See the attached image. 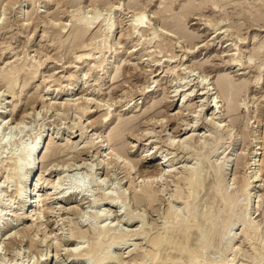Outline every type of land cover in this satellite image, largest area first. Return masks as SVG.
Listing matches in <instances>:
<instances>
[{
  "label": "rangeland",
  "instance_id": "rangeland-1",
  "mask_svg": "<svg viewBox=\"0 0 264 264\" xmlns=\"http://www.w3.org/2000/svg\"><path fill=\"white\" fill-rule=\"evenodd\" d=\"M143 15L148 19V26L134 29L132 25ZM254 16H260V23L254 22ZM89 21L95 22L90 30L77 29L85 28ZM113 23L117 30L108 39L107 33ZM173 23L179 26L176 29L168 26ZM181 31L185 36H181ZM79 32L83 36L80 42L76 38ZM112 52L113 63L103 71L105 63L104 67L102 63ZM79 56L85 58L80 60ZM14 68L17 73L14 71V76L9 77L14 80L5 79ZM224 76L231 79L228 81L234 82L238 90L234 95L237 98H234L235 114H229L226 96L215 90L216 81ZM10 81L11 87L7 86ZM43 98L48 99L47 103H55L54 109L43 110ZM209 99L215 107L208 113L217 112L216 117L231 131L232 138H238L234 149L228 145L218 149L219 134L207 139L211 132L205 122L207 112L200 117L199 111ZM67 101L69 107L63 105ZM86 109L91 111L87 114ZM27 112L30 115L21 129L18 123ZM164 129L167 130L163 133ZM172 135L177 139L191 135L189 146L192 150L171 146L167 138ZM56 136L58 139L54 138ZM256 136L263 140L258 146L254 143ZM49 137L54 141L49 145L51 150L45 160ZM67 138L74 143L67 144ZM109 138L112 143L108 141L107 153L113 151L122 155L133 162L135 170L157 176L154 178L157 179L154 186L159 190L157 201L148 204L141 193L134 196L135 189L121 169L122 164H111L108 170L101 164V158L96 159V145ZM91 142L95 143L93 148L87 146ZM253 146L264 147V0H0V227L5 226L0 231V264H56L57 252L63 264H101L107 256H112L109 264H140L143 261L152 264V257L148 255L154 252L151 241L165 229L168 201L173 200V193L179 186L185 187L181 172L186 166L203 167L207 178L212 180L215 169L228 164L229 171L223 182L228 184L221 185L220 190L224 189L223 193L231 196V201H222L219 196L214 201L216 204L211 203L212 192L209 189L201 191L200 187L191 191L193 198L184 201L190 203L191 216L207 210L210 216L220 217L216 227H204L207 232L216 228L218 233L209 241L212 243L207 242V255L205 253L200 261L204 264H264V166L263 172L254 179L257 188L247 192L244 187ZM37 147L40 149L36 162L29 165ZM212 148L218 150L216 157L210 155L214 151ZM263 149L259 150L262 153L260 164L264 160ZM193 150L200 152L199 160L188 163L185 159ZM207 157L214 160L208 162ZM235 157L237 166L232 161ZM32 164H35L41 183L50 181L58 186L57 192L77 199L61 204L60 210L52 199L44 202H52L45 205L46 211L41 213L39 223L41 233L49 238L47 250L45 243L39 245L41 233L36 229L27 234L17 231L27 226V223L18 222V192L23 190V179ZM16 165L21 167L19 176L14 175ZM168 165H173V173L159 179L157 170H168ZM45 186L41 194L54 193ZM103 193L111 195L113 202L102 200ZM251 198L256 202L249 211L253 221L247 217L248 211H243L244 206L242 208ZM225 201L229 203L224 204ZM178 203L172 205L185 208L182 200ZM181 212L187 220V212ZM234 213L239 214L238 218ZM96 216L105 217L98 220ZM130 217L134 218L133 222ZM229 220L232 227H227L228 230L224 224ZM238 220L246 224L249 220L252 224L248 227L250 224L246 226ZM96 225L102 226L105 232L113 228L114 235L97 234L94 232ZM141 231L144 235L138 236ZM226 233L229 234L225 236ZM57 234L63 239L59 246L55 239ZM122 234L125 240L119 239ZM112 235L116 238L115 244L111 247L100 245L107 244ZM172 244L160 247V250L162 247L168 249L157 251L154 264H172L180 260L177 249L181 244L174 243L176 248ZM201 244V241L194 242L191 247L194 252L190 250L186 257L199 253ZM94 248L99 249V261L89 256ZM165 252L168 254L164 255ZM47 254L48 260L44 263ZM169 257L178 259L167 261ZM184 257L181 258L183 263ZM181 260L177 263L182 264Z\"/></svg>",
  "mask_w": 264,
  "mask_h": 264
},
{
  "label": "bare ground",
  "instance_id": "bare-ground-1",
  "mask_svg": "<svg viewBox=\"0 0 264 264\" xmlns=\"http://www.w3.org/2000/svg\"><path fill=\"white\" fill-rule=\"evenodd\" d=\"M20 5V4H19ZM18 5V6H19ZM20 9H18V11H19ZM188 12V11H187ZM187 12H185V13H187ZM189 13V12H188ZM190 14V13H189ZM98 16V15H97ZM184 16H188V15H184ZM3 20V19H2ZM91 20V19H90ZM4 21V20H3ZM81 22V21H80ZM254 22H259L260 23V16H254ZM79 23V22H78ZM148 19L146 18V16H140L139 18H137L136 19V21H135V23L132 25V27L134 28V29H136V30H141V29H144V28H146V26H148ZM95 24V22H93V21H89V22H87L86 24H85V28H84V26H83V28H81V27H78L77 29H91L92 28V26ZM181 24V23H180ZM84 25V24H83ZM110 25V24H109ZM168 26L169 27H172V28H174L175 27V29L177 28V26H179L178 24H175V23H173V24H168ZM55 27V26H54ZM117 25L115 24V23H113L110 27H109V32L107 33V37L106 38H111L112 37V35L114 34V32L117 30ZM171 28V29H172ZM179 29V28H178ZM80 31V30H79ZM82 31V30H81ZM80 31V32H81ZM86 31V30H85ZM80 32H79V34L76 36V38H77V41L78 42H80L81 40H82V35L80 34ZM176 34V33H175ZM185 34L186 33H184V32H182L181 31V36H185ZM166 35V34H165ZM154 37V36H153ZM154 40V39H153ZM76 41V40H75ZM85 49V48H84ZM117 50H114V52H116ZM114 52H112V54H111V56H109L103 63H102V66H103V64L105 63V67L102 69L103 71L104 70H107L106 69V67H109V65H111V63H113V54H114ZM116 54V53H115ZM81 56V55H80ZM79 56V57H80ZM90 56H91V54H90ZM88 57V56H87ZM85 57L83 56V58L82 57H80V58H78V59H80V60H82V59H84ZM115 58V57H114ZM182 61V60H181ZM101 66V67H102ZM17 68V67H16ZM16 68H14V69H12V71H9L4 77H5V79H9V77L12 75V72L13 73H15L14 71H16L17 69ZM19 72H21L20 70H19ZM16 73H17V71H16ZM106 73H108V72H106ZM105 73V74H106ZM103 74H104V72H103ZM12 76H14V75H12ZM103 77V76H102ZM13 78V77H12ZM4 79V80H5ZM191 79V78H190ZM9 80H12V79H9ZM13 80H14V78H13ZM12 80V81H13ZM228 80H231V79H228V78H226L225 76H224V78L222 77V78H219L218 79V81H216L217 82V84H216V88H215V90L217 89V92L218 93H220L223 97L224 96H226V97H224V99H226L227 98V103H225V105H226V107L228 106V112H229V114H232V113H234V111H235V109H237V108H235L236 107V105H235V100H234V98H235V96L234 95H237L236 93H237V88H235L234 87V82H233V84L232 83H230ZM208 81V80H207ZM232 82V81H231ZM10 85H12V82L10 81L9 83H8V85L7 86H10ZM11 87V86H10ZM13 87H14V85H13ZM236 87H237V85H236ZM74 89V88H73ZM236 89V90H235ZM28 90V89H27ZM241 90V89H240ZM25 91V90H24ZM70 91V90H69ZM74 91V90H73ZM236 91V92H235ZM203 92V91H202ZM239 93V92H238ZM23 94V93H22ZM205 94H207V93H205ZM205 94H202V95H205ZM219 94V96H221ZM188 96V95H187ZM212 96V95H211ZM209 97V96H208ZM23 98H24V96H23ZM203 98V97H202ZM236 100H237V98H235ZM239 99V98H238ZM203 100H205V99H203ZM215 101V100H214ZM235 101V102H234ZM42 102H43V110H46V111H50L51 109H54L53 108V105L55 104H53V102H49V103H47L48 102V99H42ZM223 102H224V100H223ZM70 103V102H69ZM68 101L66 102V103H63V105L64 106H68ZM89 103H91L90 101H89ZM88 103V104H89ZM81 104V103H80ZM56 105V104H55ZM203 105V104H202ZM219 105V104H218ZM224 105V106H225ZM70 106V105H69ZM68 106V107H69ZM80 107V106H79ZM215 107V105L213 104L212 105V101L210 102V99L209 100H207L205 103H204V105L202 106V108H201V110L199 111V116L201 117V115L203 114V113H205V112H207V113H205L206 114V119H205V122H206V124L210 127V133L209 134H207L208 136H207V139L208 140H211L212 138H214L212 135L213 134H215L214 136H217L218 134V141H219V143L217 142L216 143V145H217V148L219 149V146H220V148H223V147H225L226 145H228L227 147L228 148H232V149H234L235 148V146H237V142H238V138H237V140H235L234 138H232V136H231V131H228V130H226L227 129V127L225 126V124L222 122V121H220L217 117H216V113H213V114H209L208 113V110L210 109V108H214ZM217 107V106H216ZM45 108V109H44ZM81 108V107H80ZM89 108V107H88ZM34 109V108H33ZM87 110V109H86ZM11 111V110H10ZM88 111H91V110H87V114H88ZM236 112V111H235ZM5 114L7 113V112H4ZM80 114V113H79ZM85 114V113H84ZM235 114V113H234ZM30 115V113H26V115H24V117L20 120V122L18 123V127H20L21 128V125L23 124V121L25 120V118L27 117V116H29ZM209 115V116H208ZM232 116H234V115H232ZM195 118V117H194ZM107 119V118H106ZM106 119H105V121H106ZM12 122V121H11ZM92 123V122H91ZM108 123V122H107ZM152 123V122H151ZM156 123H158V122H156ZM106 124V123H105ZM107 125V124H106ZM165 125V124H164ZM189 125V124H188ZM84 127V126H83ZM110 127V126H109ZM108 127V128H109ZM163 128H164V126H163ZM22 129V128H21ZM193 129V128H192ZM166 130L167 129H164V131H163V133L164 132H166ZM230 130V129H229ZM109 131V130H108ZM83 132V131H82ZM175 133V132H174ZM83 134V133H82ZM85 135V134H84ZM143 135V134H142ZM166 135V134H165ZM168 135V134H167ZM83 136V135H82ZM111 136V135H110ZM192 136H194V134L192 135ZM192 136L191 135H189L187 138H184V139H180V138H178L177 139V137L174 135H172L171 137L169 136V138H167V139H170V141H171V143H170V145L171 146H175L176 145V147L178 146V148L179 147H183V148H185V149H187V151H189V149H191L192 150V148H190V142L192 141ZM58 136H56V137H54V138H57ZM111 138V137H110ZM110 138L109 139H107V140H105V141H102V142H100L99 144H97L96 145V153H94L95 154V157H96V159L97 160H99L100 158L102 159L101 160V164H104V166L103 167H107V169L109 168V165H111V164H113V166H114V164L115 165H117V164H122L121 166H122V170L125 172V176H127V178H129L130 179V185L131 184H133L132 186L134 187V191H135V197L138 195V193H141L142 195H144V198H143V201L145 202V203H154V201L156 200V199H158L159 198V190L157 191V189L155 188V186H154V184H155V182L157 181V179H154V178H157V176L156 177H152L151 175H148V174H144L143 172H141V171H139L138 169L137 170H135V166L133 165V162H131L128 158H125V157H121L122 155H118L117 153H115V152H113V151H110L109 153H107L108 152V141H110ZM113 138V137H112ZM172 138H174V140H172ZM58 139V138H57ZM206 139V140H207ZM216 139V138H215ZM48 140V139H47ZM49 140L50 141H48L47 142V144H48V148H47V152L46 153H44V155H45V157H44V159L46 158V157H48V153H49V151L51 150V148L49 147V145H51V144H53V139H52V137L50 138L49 137ZM67 140V144L68 143H74V142H71V138H67L66 139ZM206 140L203 142L204 144L203 145H205V143H206ZM207 140V141H208ZM254 140H255V142L254 143H256V145L258 146L259 144H260V140H261V138L259 137V136H256L255 138H254ZM112 141V140H111ZM110 141V142H111ZM217 141V140H216ZM262 142L261 143H263V140H261ZM46 142V141H45ZM214 142V141H213ZM112 143V142H111ZM169 143V142H168ZM95 143L94 142H91V143H88L87 144V146H89V147H92L93 148V146H95L94 145ZM251 144H253V143H251ZM38 145V144H37ZM157 145V144H156ZM180 145V146H179ZM263 145V144H262ZM39 146V145H38ZM46 145L44 144V147H45ZM78 146V145H77ZM202 146V145H201ZM215 146V145H214ZM256 146V147H257ZM44 147L41 149V154H42V152H43V150H44ZM76 147V146H75ZM85 147V146H84ZM181 147V148H182ZM204 147H206V146H204ZM203 147V148H204ZM255 146H253L252 147V157H251V159H250V162H249V164H248V166H250V168H249V173L246 175V178H247V181H245L244 183H245V185H244V187H245V189H247V192L249 191V192H252L254 189H256L257 188V186H255L254 184H255V178H256V176H257V174H261L262 172H263V164H264V160H262V163L260 164V161H261V158H259L261 155H262V153H259L260 151L259 150H261L262 148H264V147H260V148H256ZM180 148V149H181ZM182 148V150H184ZM203 148H201L203 151H204V149ZM215 148V147H214ZM214 148H212V149H214ZM217 148L216 149H214V151L212 152V154L210 153V155L211 156H213V157H216L218 154H217V152H218V150H217ZM38 149H40V147H37V152H36V150L34 151V154L32 155V157H33V160L32 161H30L29 160V165L32 163V162H36V153H38ZM76 149V148H75ZM87 149V148H86ZM198 149H200V147L198 148ZM226 149V148H225ZM224 149V150H225ZM77 150V149H76ZM84 150H85V148H84ZM179 150V149H178ZM181 150V151H182ZM240 150V149H239ZM264 150V149H263ZM74 151V150H73ZM86 151V150H85ZM186 151V150H185ZM184 151V152H185ZM196 150H193L192 152H191V154H189L188 155V157L185 159V160H187V162L189 163H193L194 162V160H196V161H198L199 160V155L198 154H200V152L198 153V152H195ZM199 151V150H198ZM211 151V150H210ZM227 151V150H226ZM81 152V151H80ZM220 152V151H219ZM40 154V155H41ZM82 154V153H81ZM217 154V155H216ZM238 155V154H237ZM242 155V154H241ZM182 156V155H181ZM210 156V157H211ZM29 157H31L30 156V154H29ZM129 157V156H128ZM182 158V157H181ZM204 158V157H203ZM236 158L237 157H235V159H232V161L233 162H235L236 163V166H237V164H238V161L236 160ZM263 158V157H262ZM43 159V160H44ZM94 159V158H93ZM120 159H122L121 160V162H120ZM178 159V158H177ZM205 159V158H204ZM207 159H208V162H210V161H212V160H214V158L212 159V160H210V158L209 157H207ZM28 160V159H27ZM46 160V159H45ZM203 160V159H202ZM206 160V159H205ZM218 160H220V159H218ZM173 161V160H172ZM231 161V162H232ZM167 162H170V160L168 159L167 160ZM215 162V161H214ZM196 163H198V162H196ZM195 163V164H196ZM204 163V162H203ZM220 163V162H219ZM218 163V164H219ZM230 163V162H229ZM18 164V163H17ZM83 164V163H82ZM194 164V165H195ZM205 164V163H204ZM207 164V163H206ZM162 165V164H161ZM160 165V166H161ZM197 165V164H196ZM199 165V164H198ZM208 165V164H207ZM217 165V164H216ZM229 165V164H228ZM228 165H227V167H224V166H220V167H218V168H216L215 169V171H214V173H213V175L211 176L212 177V180H211V178H210V180L207 178V174L204 172V170H203V167H193V166H186L185 167V169H184V171L183 172H181V175L184 177V190L182 189V188H180V186L177 188V190L173 193V200H171V201H168L169 203V212H168V216L167 217H165L166 219H165V223H164V225H165V229H164V231H163V233H161L162 235H158V236H155L154 237V239L151 241L152 242V249H154L153 251L154 252H150V253H148V255L149 256H151L152 257V260H153V262L155 261V256L157 257V254H158V250L159 251H164L165 249H163V247L166 245V244H174V243H176V245H177V243L179 244H181L180 245V247H178V246H175V244L173 245L172 244V246L174 247V248H176V247H178L179 248V250L177 249V251L179 252L178 253V255H180L181 256V258H182V260H183V256H185L184 258H185V260H184V263H183V261L181 260V258L176 254V256H175V254H174V256L175 257H179L180 258V260L182 261V264H204V263H201V261L200 260H203L202 258H203V256H204V254L207 252V242H209L212 238L213 239H215L214 237H215V235H217V233L218 232H216L215 231V225L217 224V221H218V219L220 218V217H217V215H216V217H214V215H212V216H210L209 215V213H208V211L206 210V212H204L203 211V213H200L199 215H198V213H197V215H196V213H193L192 214V216L190 215V209H191V207L189 206V204L190 203H188V202H185L184 203V201H187V200H189L190 198H193V192H191L192 190H194L195 188H199L200 187V190L201 189H209V191H211L212 193V195H211V197L209 198L210 199V202L212 203H215L214 201L216 200V198H219V196H221L220 198H223L222 199V201L223 200H232L231 198L229 199V197H231V196H229V194H227L229 197H226V194L225 193H223V190H220V188H221V185H223V184H225V185H227L226 183H223L224 181H225V177H226V175H227V173H228V171H229V169H228ZM21 166V165H20ZM74 166V165H73ZM112 166V167H113ZM119 166V165H118ZM165 166H166V164H165ZM168 166H170V165H168ZM235 166V165H234ZM184 167V166H183ZM208 167V166H207ZM209 168H211V167H209ZM21 169V167H18V165H16V172H15V176L16 175H18L19 176V170ZM111 169V168H110ZM174 168H173V165H171L170 167H168V170H165V171H161L160 169L159 170H157L158 171V173L159 174H157V175H159L160 177H158L159 179H163V177H165L167 174H171V173H173V170ZM109 170V169H108ZM36 167H35V164H32L30 167H29V169H28V172H27V175H26V177L23 179V190L21 189L19 192H18V209H17V215H18V222L19 221H22V222H24V223H27V226L25 227V228H21L20 230H17L18 232L19 231H22L23 232V234H27V233H29V231H31V230H33V229H36L37 231H38V233H41V232H43L42 230H41V228H40V226L41 225H39V223H40V215H41V213H44L46 210H44V208H45V205H50L53 201L56 203V205H57V207L59 208V210L61 209V207L63 208V206L61 205V204H70V202L72 203L73 201L72 200H77L76 199V197H75V199H73V197L72 196H69V197H66V196H64V195H62V193L61 192H57V190H58V186H56V185H54V184H51L50 183V181L48 182V183H46V184H44V183H41V178H38L37 177V173H36ZM146 173V172H145ZM179 174V173H178ZM207 175V176H206ZM40 176V175H39ZM172 176V175H171ZM182 176H181V178H182ZM235 177V176H234ZM16 178V177H15ZM14 178V179H15ZM18 178V177H17ZM16 178V179H17ZM37 178V179H36ZM21 181V180H20ZM61 181V180H60ZM227 181V180H226ZM8 182V181H7ZM59 182V181H58ZM232 183V182H231ZM77 185H78V183H76ZM75 184V185H76ZM177 184V183H176ZM46 185V186H45ZM76 185V186H77ZM231 185V184H230ZM235 185H236V183H235ZM234 185V186H235ZM44 186L45 187H49V190H51V191H53L54 190V193H51V192H49L48 193V195L46 196H44L43 194H41V192L43 191V189L42 188H44ZM75 186V187H76ZM79 186H81V185H79ZM78 187V186H77ZM225 187H227V186H225ZM244 187H242V188H244ZM12 188V187H11ZM79 188V187H78ZM162 188V187H161ZM228 188V187H227ZM240 188V187H239ZM77 189V188H76ZM244 189V190H245ZM198 190V189H197ZM197 190L196 191H194V193L195 192H197ZM202 191V190H201ZM240 191V190H239ZM241 191H242V189H241ZM199 192V191H198ZM208 192V191H207ZM228 191H227V189H226V193H227ZM233 192H235V191H233ZM237 192V191H236ZM230 193V192H229ZM242 193V192H241ZM243 193H244V191H243ZM41 194V195H40ZM140 194V195H141ZM193 194V195H192ZM199 194V193H198ZM197 194V195H198ZM235 194V193H234ZM237 194V193H236ZM251 194V193H250ZM52 195H55V196H52ZM247 195V194H246ZM245 195V196H246ZM123 196H125V195H123ZM172 196V195H171ZM195 196H196V193H195ZM232 196H234V195H232ZM255 196V195H254ZM52 197H55V198H52ZM207 197V196H206ZM209 197V196H208ZM140 198H141V196H140ZM161 198V197H160ZM198 198V197H197ZM227 198V199H226ZM234 198V197H233ZM256 198H257V196H256ZM48 199H52V202L51 203H49V204H46L47 202V200ZM87 199V198H86ZM103 199H105V200H112V202H113V199H112V197H111V195H109V194H107V193H103V195H102V200ZM205 199V198H204ZM254 199V198H253ZM1 200V199H0ZM101 200V199H100ZM101 200V201H102ZM182 200V203L183 204H185L186 206H185V208H179V207H176V206H173L174 204L173 203H175V204H179L178 203V201H181ZM192 200V199H191ZM218 200V199H217ZM235 200H236V197H235ZM100 201V202H101ZM157 201V200H156ZM159 201V200H158ZM205 201V200H204ZM220 201V200H219ZM221 201V202H222ZM246 201V200H245ZM44 202H46V203H44ZM69 202V203H68ZM99 202V201H98ZM99 202V203H100ZM111 202V203H112ZM115 202V201H114ZM191 202V201H190ZM226 202H228V201H225V202H223L224 204L226 203ZM259 202V201H258ZM0 203H2V202H0ZM44 203V204H43ZM89 203V202H88ZM95 203H96V201H95ZM156 203V202H155ZM229 203V202H228ZM227 203V204H228ZM231 203V202H230ZM233 203H235V202H233ZM39 204H43V205H39ZM92 204V203H91ZM173 204V205H172ZM181 204V203H180ZM205 204V203H204ZM216 204V203H215ZM224 204H222V206L224 205ZM235 204H237V203H235ZM240 204V203H239ZM245 205H242V208H243V206H244V210L243 211H250V209H251V207H255V205H256V202L255 201H253L252 200V198L251 199H248V202H247V204L246 203H244ZM37 205L39 206L38 208H37ZM154 205V204H153ZM209 205H211L210 203H209ZM214 205V204H213ZM232 204H230V206H231ZM234 205V204H233ZM78 206V205H77ZM92 206V205H91ZM178 206V205H177ZM183 206V205H182ZM201 206H203V205H201ZM207 206V205H206ZM205 206V207H206ZM221 206V207H222ZM224 206H226V205H224ZM238 206V205H237ZM56 207V208H57ZM99 207V206H98ZM189 207H190V209H189ZM195 207V206H194ZM232 207V206H231ZM235 207V209H236V206H234ZM40 208H42L43 210H41L40 211ZM49 208V207H48ZM57 208V209H58ZM73 208V207H72ZM215 208H217V206L215 207ZM218 208H220V207H218ZM217 208V209H218ZM246 208V209H245ZM77 209V208H76ZM201 209V208H200ZM203 209V208H202ZM209 209V208H208ZM211 209H214L213 207H211ZM223 209H224V207H223ZM226 209V208H225ZM224 209V210H225ZM37 210H39V211H37ZM51 210V209H50ZM54 210V209H53ZM70 210V209H69ZM78 210V209H77ZM183 210H185L186 212H187V216H188V218H187V220H185V217L183 216L182 217V215H181V211H183ZM196 210V209H195ZM227 210V209H226ZM233 211H234V209H232ZM231 210V211H232ZM52 211V210H51ZM75 211V210H74ZM201 211V210H200ZM212 211V210H211ZM242 211V212H243ZM14 212V211H13ZM16 212V211H15ZM49 212V211H48ZM60 212V211H59ZM66 212V211H65ZM70 212V211H69ZM179 212V213H178ZM181 212V213H180ZM210 212V211H209ZM248 212H247V217H251V213L248 215ZM58 213V212H57ZM220 214H221V212H219ZM227 213V212H226ZM226 213H224V214H226ZM14 214V213H13ZM183 214V213H182ZM186 214V213H185ZM229 214V213H228ZM230 214H232V213H230ZM235 214V213H234ZM246 214V213H245ZM244 213H243V215H245ZM193 215H195V217H193ZM236 215V214H235ZM235 215H233V218H234V216ZM239 215V214H238ZM238 215H236L235 217L236 218H238L237 216ZM243 215H241L242 217H243ZM14 216V215H13ZM130 216V215H129ZM186 216V217H187ZM232 216V215H231ZM260 216V215H259ZM105 216H100V217H98V216H96V219H103ZM229 217H230V215H229ZM130 218H131V221H130ZM129 218V221L130 222H133V220H134V218L133 217H130ZM133 218V219H132ZM232 218V219H233ZM235 218V221L237 220ZM241 218V217H240ZM239 218V219H240ZM252 218V217H251ZM221 219H222V216H221ZM226 219V218H225ZM230 219V218H229ZM241 219H243V218H241ZM246 219V217H244V221H246L245 220ZM97 220V221H98ZM220 220V219H219ZM227 220H228V218H227ZM250 220V219H249ZM248 220V222H247V224H246V222H242L241 220L239 221L240 223L242 222V223H245V225L247 226V225H249L251 222ZM233 221H234V219H233ZM252 221H253V218H252ZM17 222V223H18ZM129 222V223H130ZM221 222V221H220ZM228 222V221H227ZM227 222H225L226 224H224V225H226V226H224L226 229H228V228H230V226L231 225H229V224H231L230 223V220H229V222H228V224H227ZM238 222V223H239ZM23 223V224H24ZM168 223H169V225H168ZM220 224V223H219ZM222 224V223H221ZM252 224V223H251ZM251 224L248 226V227H250L251 226ZM14 225V224H13ZM206 225L208 226V225H210V227H212V226H215L214 228L215 229H213L212 231H211V229H210V231L211 232H207L206 230L204 231V227H205V229H206ZM229 225V226H228ZM242 226H243V224H241ZM253 225L255 226V227H257L254 223H253ZM97 226V225H96ZM245 226V227H246ZM5 226L4 225H2L1 227H0V231H2L3 230V228H4ZM16 227V226H15ZM19 227V226H18ZM45 227V226H44ZM109 227V226H108ZM218 227H220L221 228V226L219 225ZM228 227V228H227ZM232 227V226H231ZM244 227V226H243ZM245 227H244V229H245ZM247 227V228H248ZM96 229H95V231L94 232H97V234H108V236H109V234L111 235V233H112V231H114V229L112 230L111 229V227H110V229H107V232H105V230L103 229V227L102 226H97V227H95ZM254 227H252V229H253ZM10 229V228H9ZM13 229V228H12ZM17 229V228H16ZM57 229V228H56ZM59 230L58 231H61L60 230V228H58ZM203 229V230H202ZM218 229V228H217ZM231 229V228H230ZM254 229H257V228H254ZM253 229V230H254ZM5 230H8V228L7 229H5ZM219 230V229H218ZM229 230V229H228ZM227 230V232H229ZM247 231H248V229H246ZM251 230V229H250ZM250 230H249V232H250ZM253 230H251L252 232H254ZM259 230V229H258ZM257 230V231H258ZM16 231V233H18ZM209 231V230H208ZM225 231V230H224ZM14 232V231H13ZM12 232V233H13ZM21 232V233H22ZM248 232V233H249ZM256 232V231H255ZM51 233V232H50ZM53 233V232H52ZM83 233V232H82ZM122 233V232H121ZM151 233V232H150ZM214 233H216V234H214ZM247 233V234H248ZM251 233V232H250ZM1 234V233H0ZM43 233H41L40 235H41V239L39 240V245H41V246H43V244L45 243L46 245V250L49 248V238H48V236H47V234L46 233H44L43 235H42ZM77 234V233H76ZM96 234V235H97ZM113 234V233H112ZM131 234V233H130ZM134 234V233H133ZM223 234V233H222ZM225 234V233H224ZM227 234H229V233H226V235L225 236H227ZM243 234H246L245 232L243 233ZM254 234V233H253ZM9 235V234H8ZM49 235V234H48ZM114 235V234H113ZM113 235H112V237H109L110 239H108L107 240V244L105 243H98V244H100V245H107V247H111L112 245H113V243H114V241L116 240V238L115 237H113ZM137 235L139 236V235H144V232L143 231H141V233L139 232V233H137ZM242 235V234H241ZM55 236V235H54ZM57 237L55 238L56 239V242H57V244H58V246L61 244L62 245V243H63V239H62V237H60L61 235L60 234H57L56 235ZM98 236V235H97ZM106 236V235H105ZM122 236H123V234H122ZM120 236L119 237V239H123L124 238V240H125V237L123 236ZM225 236H223L224 237V239H226V237ZM229 236V235H228ZM247 236V235H246ZM245 236V237H246ZM11 235H10V237H9V239H11ZM78 237V236H77ZM126 237H127V235H126ZM230 237V236H229ZM248 237H250V236H248ZM114 238H115V240H114ZM149 238V237H148ZM105 239V238H104ZM229 240H230V238H228ZM34 240V239H33ZM118 240V239H117ZM11 241H13V239L11 240ZM121 241V240H120ZM123 241V240H122ZM150 241V240H149ZM197 241V242H196ZM198 241H201L202 242V244H201V246L202 247H199L200 248V251L196 248V246H194L195 248H196V250H198L199 251V253H195V254H193L192 253V256H190V258L188 259L186 256H188V255H190V254H188V255H186L188 252H190V250H193V249H191V247L193 248V246H192V244H194V242L195 243H198ZM226 241H228L227 239H226ZM47 242V243H46ZM105 242V241H104ZM53 243H55V241L53 242ZM209 243H212V241L211 242H209ZM208 243V244H209ZM215 243V242H214ZM231 243V242H230ZM233 243V242H232ZM115 244V243H114ZM54 245H56V244H54ZM96 245V244H95ZM163 245V247L161 248L162 250H160V247ZM196 245V244H195ZM200 245V244H199ZM212 244H210V245H208L209 247L211 246ZM230 245V244H229ZM51 246V245H50ZM197 246H198V244H197ZM57 247V246H56ZM61 247V246H60ZM59 247V248H60ZM100 247V246H99ZM99 247H97V248H99ZM166 247H168V246H166ZM166 247H164V248H166ZM169 247H171V246H169ZM43 248V247H42ZM58 248V249H59ZM102 248V247H101ZM174 248H171L172 250L174 249ZM194 248V249H195ZM44 249V248H43ZM168 249V248H167ZM166 249V250H167ZM93 250V249H92ZM97 250H99V249H97ZM97 250H95V248H94V250L91 252V254L89 255L92 259H95V261L97 260V258L99 257V252L97 251ZM165 250V251H166ZM169 250H170V248H169ZM50 251V250H49ZM133 251V250H132ZM162 251V252H163ZM175 252H176V250H174ZM173 251V252H174ZM230 251V250H229ZM169 252V251H168ZM168 252H165L164 253V255L167 253L168 254ZM171 252V251H170ZM193 252H194V250H193ZM58 253V252H57ZM57 253L55 254V256H54V258H55V261H56V264H63V263H61L60 262V256L58 257V255H57ZM157 253V254H156ZM162 254V253H161ZM172 254V255H173ZM240 254V253H239ZM48 255L49 254H47L46 256H45V258L46 257H48ZM171 255V254H170ZM206 255H207V253H206ZM205 255V256H206ZM98 256V257H97ZM174 256H172V257H174ZM241 256V255H240ZM112 257V256H111ZM110 256H107V257H105V259H103V261H101L100 263L102 264V262L104 263V264H109L110 263V261H112V259H110L111 258ZM167 258H168V256H166ZM44 258V259H45ZM154 258V259H153ZM160 258V257H159ZM162 258H164V257H162ZM91 259V260H92ZM166 259V258H165ZM165 259H162V260H164L165 261ZM171 259V260H170ZM172 259H178V258H170L169 257V259L167 260V261H172ZM240 259V258H239ZM47 260H48V258H46L45 259V261L43 260V262L44 263H46L47 262ZM101 260V259H100ZM159 260V259H158ZM158 260H156V261H158ZM161 260V261H162ZM180 260H175V261H173V263L172 264H178L177 263V261H180ZM236 260V259H235ZM52 261H53V259H52ZM97 261H99V259L97 260ZM42 262V263H43ZM152 262V264H154ZM210 262V261H209ZM217 262V261H216ZM263 262V261H262ZM163 263V262H162ZM167 264H168V262H166ZM165 262H164V264H166ZM169 263H171V262H169ZM180 263V262H179ZM239 263V262H238ZM95 264V263H94ZM98 264V263H97ZM140 264H145L144 263V261H143V263H140ZM147 264V263H146ZM211 264V263H210ZM216 264V263H215ZM219 264V263H218Z\"/></svg>",
  "mask_w": 264,
  "mask_h": 264
}]
</instances>
